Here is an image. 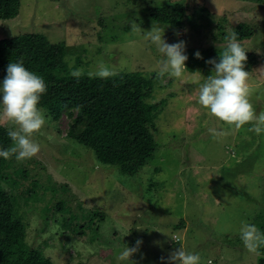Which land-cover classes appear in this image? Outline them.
Masks as SVG:
<instances>
[{
    "label": "rangeland",
    "instance_id": "rangeland-1",
    "mask_svg": "<svg viewBox=\"0 0 264 264\" xmlns=\"http://www.w3.org/2000/svg\"><path fill=\"white\" fill-rule=\"evenodd\" d=\"M168 1L21 0L19 14L0 21V38L42 33L51 42H63L73 52L68 66L84 72L97 71L101 63L115 72L157 71L164 57L145 38L155 24L146 6ZM256 2L197 0L188 12L193 20L187 19L191 22L179 30L180 39H164L169 44L185 41L187 54L190 48L209 49L211 43L226 45L225 37L235 33V25H252L256 33L244 46L257 56L248 85L250 102L259 114L264 111V8ZM200 12L205 13L204 19L193 28L201 19ZM218 22L225 24L224 35L216 27ZM206 77L203 72L185 71L173 88L155 90L157 100L167 99L157 118L158 147L135 176L99 163L83 145L69 144L66 115L58 121L61 132L45 115V126L33 136L40 152L24 161L13 155L2 178L7 190L26 197L36 181L41 183V191L34 187L36 193L24 205L33 207L23 216L29 223L27 241L55 264H162L161 257L167 258L181 245L199 254L201 264H259L260 254L245 249L239 229L242 222H256L264 216V133L249 132L251 125L235 130L204 109L198 97ZM16 128L0 120V129L7 134ZM210 128L226 135L214 138ZM48 175L56 187L44 189ZM59 201L65 202L62 213L55 211L54 202ZM80 203L83 207L77 208ZM67 204L76 210L71 212ZM96 212L105 214L98 230L102 234L96 233L101 220L97 218L84 225L87 235L75 236L70 223L90 221ZM180 221L185 226L176 228ZM11 228L15 233L22 230L20 224ZM175 235L179 242L172 239ZM137 239L143 241L140 250L130 260H118Z\"/></svg>",
    "mask_w": 264,
    "mask_h": 264
},
{
    "label": "trees",
    "instance_id": "trees-1",
    "mask_svg": "<svg viewBox=\"0 0 264 264\" xmlns=\"http://www.w3.org/2000/svg\"><path fill=\"white\" fill-rule=\"evenodd\" d=\"M196 1L170 0L163 5L146 6V12L152 22L164 29V36L169 39V42L173 39L178 41L180 38L177 32L186 28L188 22H191L187 20L191 19L188 12H192L191 5H195ZM256 5L264 8V0H258ZM20 7L21 0H0V21L16 17ZM201 14L203 12L199 13L201 19L197 25H193V28L201 24L204 19L205 13ZM216 27L220 33L227 32L225 24L221 22H218ZM235 28L238 42L246 48L244 46L246 40L252 39L256 29L249 23L237 24ZM214 36L216 38L217 34ZM226 48L227 44L211 43L209 49L196 51L192 48L188 49L186 71L211 75L213 65L206 61L214 58L219 62L220 52ZM75 49L80 51V47ZM101 50L98 53H101ZM197 51L201 53L202 59L196 58ZM246 51L248 57L246 70L253 73L257 56L252 51ZM71 55L73 52L70 53L63 42H51L46 35L39 32L2 37L0 38V83L7 75V66L10 62L22 63L26 69L43 77L47 91L42 96L39 106L45 111L50 125L61 132L58 121L62 115H66L69 123L65 138L69 144H80L92 150L97 161L105 166L116 168L129 176L137 175L158 147L155 137L158 130L157 118L167 99L157 100V93L154 94V92L173 88L175 79L167 75L158 76L159 70L145 72L141 68L136 71L116 72V76L108 79L90 78L87 75L88 72H84V75L77 79L70 74L73 68L68 66L67 58ZM12 143L6 131L0 129V149H8ZM7 160L0 157V264H55L40 248L32 246L26 239L25 226L29 223L23 220V216L33 207L25 208L24 205H28L26 200L35 194V191H41V183L35 182L32 191L26 192L28 197L19 195L11 189L7 190L2 186V178L7 173V169L5 170ZM14 166L15 161L12 163V167ZM42 185L44 189L56 187L50 175ZM54 203L55 211L62 213L65 202ZM66 206L68 207L69 204ZM76 206L83 207L81 203ZM67 209L71 212L76 210L74 207ZM49 211H52L51 206ZM94 215L85 223H70L75 236L87 235L84 225L94 223L97 218L101 220L97 224L96 233L102 234L98 230L105 214L96 212ZM16 224L22 227L18 233L11 228ZM251 224H255L264 233V216ZM181 226H185V221L176 224V228ZM68 232L66 230L64 233ZM258 253L260 254L259 264H264V246L258 249Z\"/></svg>",
    "mask_w": 264,
    "mask_h": 264
},
{
    "label": "clouds",
    "instance_id": "clouds-1",
    "mask_svg": "<svg viewBox=\"0 0 264 264\" xmlns=\"http://www.w3.org/2000/svg\"><path fill=\"white\" fill-rule=\"evenodd\" d=\"M136 30V24L133 23L132 31ZM164 34V29L153 24L151 30L146 31L145 36L164 57L160 62L158 76L167 75L170 78L182 80L188 60L185 54L186 42L180 40L169 44L164 39ZM177 35L179 36L180 33L177 32ZM225 39L227 48L220 52L219 62L214 58L206 61L213 65V71L199 87L198 103L229 127L239 130L246 125H251L248 131L259 136L264 133V111L257 114L250 102L248 85L250 72L246 70L247 51L238 42L235 33L229 34ZM195 56L197 59L203 58L199 51L195 53ZM70 74L79 79L84 75V69L74 68ZM87 75L90 78L108 79L116 76L117 73L101 63L97 71H90ZM46 91L47 85L43 77L29 71L22 63H9L7 75L0 83V94H2L0 120L10 121L17 128L8 131V136L13 143L8 149H0V157L9 159L14 155L17 161H24L35 157L40 152V145L33 136L46 124L44 110L39 106ZM209 132L214 138L226 135L225 132L217 131L215 128H210ZM239 233L248 252L257 253L258 249L264 246V233L255 224L242 222ZM172 239L180 241L177 235ZM142 243L141 239H137L135 246H127L117 259L130 260L140 250ZM161 261L162 264H165V261L166 264H201V257L199 254L186 251L181 245L167 258L161 257Z\"/></svg>",
    "mask_w": 264,
    "mask_h": 264
}]
</instances>
